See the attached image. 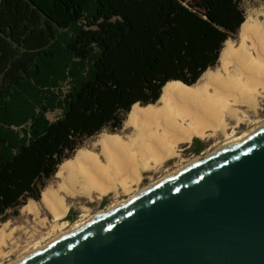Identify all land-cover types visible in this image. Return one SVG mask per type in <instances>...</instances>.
<instances>
[{
  "label": "trees",
  "instance_id": "16d2710c",
  "mask_svg": "<svg viewBox=\"0 0 264 264\" xmlns=\"http://www.w3.org/2000/svg\"><path fill=\"white\" fill-rule=\"evenodd\" d=\"M244 20L241 0H0V220L133 104L215 69Z\"/></svg>",
  "mask_w": 264,
  "mask_h": 264
},
{
  "label": "water",
  "instance_id": "95a60500",
  "mask_svg": "<svg viewBox=\"0 0 264 264\" xmlns=\"http://www.w3.org/2000/svg\"><path fill=\"white\" fill-rule=\"evenodd\" d=\"M12 264H264V125Z\"/></svg>",
  "mask_w": 264,
  "mask_h": 264
},
{
  "label": "bare ground",
  "instance_id": "6f19581e",
  "mask_svg": "<svg viewBox=\"0 0 264 264\" xmlns=\"http://www.w3.org/2000/svg\"><path fill=\"white\" fill-rule=\"evenodd\" d=\"M238 36L239 42L235 47L228 40L225 41L220 52L219 66L205 71L194 85L171 80L162 87L156 103L133 104L127 113L125 125L135 129L136 138L125 140L120 134L106 133L92 144L94 148L99 147L100 152L77 151L71 158L65 159L57 170V175H61L63 179V184L59 186L58 191L74 192L75 188L81 185L85 190L97 189L106 192L107 189L102 187L101 182L105 178H111L108 169L112 163L117 166V162L122 161L125 164L123 159L130 158L134 162L131 169L137 176L139 167L150 170L151 162L160 163L164 157L172 156L176 143L189 142L193 136L203 137L207 130L214 132L217 128H225L224 118L237 116V109L233 108L234 105L250 108L256 102L257 97L264 98V9L253 17L252 15L245 16L238 30ZM263 125L264 120L244 131L232 133L224 143L176 167L173 171L167 172L148 186L156 184L195 160L227 146ZM153 146L160 153L157 157L151 156L150 151ZM136 153L139 156H136ZM101 155L106 163L102 161ZM128 176L121 182L125 189H128L133 181L132 177ZM41 201L54 219L64 216L65 206L57 191L43 189ZM23 208L28 213H32L30 205L25 204ZM89 219L66 226L52 239L33 247L7 264L18 261ZM5 228L4 223L0 228V244L8 239Z\"/></svg>",
  "mask_w": 264,
  "mask_h": 264
},
{
  "label": "rangeland",
  "instance_id": "374dc122",
  "mask_svg": "<svg viewBox=\"0 0 264 264\" xmlns=\"http://www.w3.org/2000/svg\"><path fill=\"white\" fill-rule=\"evenodd\" d=\"M241 5L245 12V16L252 15L253 17L264 9V0H241ZM228 41L231 42L234 47L237 46L239 42L238 33L229 38ZM217 65L219 66L218 62L215 66ZM255 103L253 104L255 107L252 105L253 107L250 106V108L247 106L234 105L233 108L237 109V116H226L224 118L225 128H217L214 132L212 130H207L203 137L193 136L189 142L176 143V148L174 147V154L172 156L164 157L160 163L151 162L152 168L150 170L139 167V174L137 176L134 170L131 169L134 162H132L130 158L125 157V159H123L125 160V164L122 161L117 162V166L115 163H112L108 169L112 179L105 178L101 182L102 187L107 189L106 192H101L97 189L85 190L81 185L77 186L74 192L67 193L62 190L58 191L59 186L63 184V179L61 175H57L56 171V173L47 180L44 189L57 191L58 196L63 199L65 206L64 216L59 219H54L42 203L41 195L38 201L33 199L26 201L25 204L32 207V213H28L27 210L23 208V205L16 209L7 210L4 216L5 220H0V228L5 223V232L8 233V239H5L4 243L0 244V264H7L33 247L47 242L66 226L73 225L75 222H80L85 219L87 220L112 204L128 198V196L135 194L137 191L148 186L152 181L164 176L167 172L173 171L176 167L224 143L232 133H239L263 121L264 98L257 97ZM59 115L60 110H55L46 114L49 120H54ZM106 133L120 134L125 140L136 138L135 129L126 126L124 120L121 127L114 132H109L108 129H104L98 134L87 138L83 142V146L78 148L75 152L85 150L100 152L99 147L94 148L92 144L95 143L101 135ZM154 149L153 146V149L150 151V153L152 152L151 156H159V151ZM156 153L158 154L155 155ZM135 155L139 156L138 153ZM101 159L106 163L102 155ZM138 164H140V162H138ZM123 165L124 167H121ZM117 168L119 170H117ZM127 176L130 178L132 177L133 181L129 184V188L125 189L121 185V182ZM65 185L67 186V184Z\"/></svg>",
  "mask_w": 264,
  "mask_h": 264
}]
</instances>
